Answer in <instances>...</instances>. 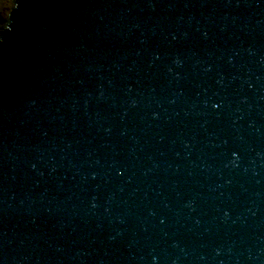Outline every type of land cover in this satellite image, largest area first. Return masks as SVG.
Returning <instances> with one entry per match:
<instances>
[{
    "label": "water",
    "instance_id": "water-1",
    "mask_svg": "<svg viewBox=\"0 0 264 264\" xmlns=\"http://www.w3.org/2000/svg\"><path fill=\"white\" fill-rule=\"evenodd\" d=\"M0 264H264V0H0Z\"/></svg>",
    "mask_w": 264,
    "mask_h": 264
},
{
    "label": "snow or ice",
    "instance_id": "snow-or-ice-1",
    "mask_svg": "<svg viewBox=\"0 0 264 264\" xmlns=\"http://www.w3.org/2000/svg\"><path fill=\"white\" fill-rule=\"evenodd\" d=\"M5 21H6V25L11 23V18L9 14L5 15ZM213 107H215V105H213Z\"/></svg>",
    "mask_w": 264,
    "mask_h": 264
}]
</instances>
